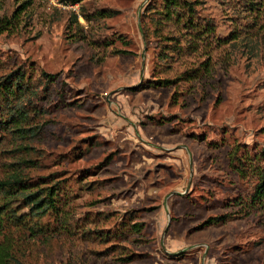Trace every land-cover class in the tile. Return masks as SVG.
<instances>
[{
  "label": "rangeland",
  "instance_id": "1",
  "mask_svg": "<svg viewBox=\"0 0 264 264\" xmlns=\"http://www.w3.org/2000/svg\"><path fill=\"white\" fill-rule=\"evenodd\" d=\"M190 1L0 0V264H264V0Z\"/></svg>",
  "mask_w": 264,
  "mask_h": 264
},
{
  "label": "trees",
  "instance_id": "2",
  "mask_svg": "<svg viewBox=\"0 0 264 264\" xmlns=\"http://www.w3.org/2000/svg\"><path fill=\"white\" fill-rule=\"evenodd\" d=\"M72 4L82 2L84 0H69ZM190 0H165L164 7L166 8L167 17H171L174 13H179V11L186 10L188 13L192 14L196 12L195 4ZM176 9V12H173ZM100 16H107V10H97ZM83 16L87 21H90V14L83 12ZM206 26H209L206 23ZM123 53H128V50H122ZM42 75L46 78V86L49 85L50 81H53V78L57 77V74L47 73L42 71ZM25 74L21 73L17 76L9 75L3 82L0 83L1 89L14 81H21L24 78ZM164 83V82H163ZM156 84V83H155ZM163 84L157 85L155 87L162 86ZM150 83L141 82L135 87H132V90H142L151 87ZM3 91V90H2ZM20 129V128H19ZM250 160L246 161L242 158L236 151L231 153V161L238 162V171L242 177H252L255 179V182L252 186L250 193V204L252 208H259V210L264 211V149L256 150L253 152V155L250 156ZM26 181L22 177L14 176L9 179L0 180V192H5V197H12L16 192L20 191L23 188V192L28 188ZM58 195L57 187L53 186L50 188H41L28 195L24 194L23 196L30 200V203H34L36 207H41V211H46L56 207L55 197ZM43 202L45 204H43ZM4 210L0 209V218H2V212ZM227 216H221L217 218L210 217L207 219L203 225H213L217 224L220 221L226 222Z\"/></svg>",
  "mask_w": 264,
  "mask_h": 264
}]
</instances>
